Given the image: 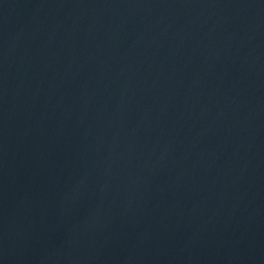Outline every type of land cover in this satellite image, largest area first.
<instances>
[{
	"label": "water",
	"instance_id": "obj_1",
	"mask_svg": "<svg viewBox=\"0 0 264 264\" xmlns=\"http://www.w3.org/2000/svg\"><path fill=\"white\" fill-rule=\"evenodd\" d=\"M0 264H264V0H0Z\"/></svg>",
	"mask_w": 264,
	"mask_h": 264
}]
</instances>
